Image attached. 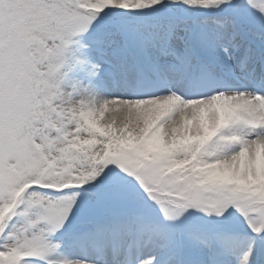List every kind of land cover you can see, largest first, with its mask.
Listing matches in <instances>:
<instances>
[{
    "label": "snow or ice",
    "instance_id": "6c2138e0",
    "mask_svg": "<svg viewBox=\"0 0 264 264\" xmlns=\"http://www.w3.org/2000/svg\"><path fill=\"white\" fill-rule=\"evenodd\" d=\"M0 264H264V0H0Z\"/></svg>",
    "mask_w": 264,
    "mask_h": 264
},
{
    "label": "rangeland",
    "instance_id": "374dc122",
    "mask_svg": "<svg viewBox=\"0 0 264 264\" xmlns=\"http://www.w3.org/2000/svg\"><path fill=\"white\" fill-rule=\"evenodd\" d=\"M107 118V117H106Z\"/></svg>",
    "mask_w": 264,
    "mask_h": 264
}]
</instances>
